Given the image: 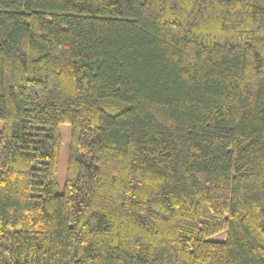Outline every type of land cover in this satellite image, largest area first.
<instances>
[{
	"label": "trees",
	"instance_id": "obj_1",
	"mask_svg": "<svg viewBox=\"0 0 264 264\" xmlns=\"http://www.w3.org/2000/svg\"><path fill=\"white\" fill-rule=\"evenodd\" d=\"M0 122V264H264V0H0Z\"/></svg>",
	"mask_w": 264,
	"mask_h": 264
},
{
	"label": "rangeland",
	"instance_id": "obj_2",
	"mask_svg": "<svg viewBox=\"0 0 264 264\" xmlns=\"http://www.w3.org/2000/svg\"><path fill=\"white\" fill-rule=\"evenodd\" d=\"M3 128V124L0 122V130ZM61 135H62V143L60 150V158L59 165L57 171L56 181L58 184L57 191L58 193H62L64 189V185L66 183V174H67V163L69 157V145L71 141V126L68 124H63L60 127ZM216 239H225V235H219L215 237Z\"/></svg>",
	"mask_w": 264,
	"mask_h": 264
}]
</instances>
